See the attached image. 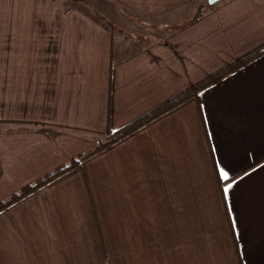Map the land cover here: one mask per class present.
Instances as JSON below:
<instances>
[{
  "label": "crops",
  "instance_id": "0c3cea01",
  "mask_svg": "<svg viewBox=\"0 0 264 264\" xmlns=\"http://www.w3.org/2000/svg\"><path fill=\"white\" fill-rule=\"evenodd\" d=\"M88 3L0 0V201L264 43V0ZM200 104L1 212L0 264H264V56Z\"/></svg>",
  "mask_w": 264,
  "mask_h": 264
},
{
  "label": "trees",
  "instance_id": "16d2710c",
  "mask_svg": "<svg viewBox=\"0 0 264 264\" xmlns=\"http://www.w3.org/2000/svg\"><path fill=\"white\" fill-rule=\"evenodd\" d=\"M199 14L200 11L198 15ZM262 56H264V43L257 46L253 50L245 53L244 55L236 58L232 62L228 63L227 65L217 70L216 72L207 76L205 79L193 84L189 88L185 89L184 91L180 92L174 97L158 105L157 107L146 113L145 115L134 120L133 122L125 125L124 127L114 132L108 133L106 135V139L105 140L100 139L95 145V147L91 149L89 152L81 154L71 159L70 162L64 163L56 167L55 169L41 176L34 182L24 186L19 192H16L13 195H11L9 199L0 201V213L7 210L11 206L21 202L28 196L34 194L35 192L44 188L51 182L57 180L58 178L64 176L65 174L69 173L70 171L76 168L82 169L85 179L86 181H88L87 174L84 168L85 162L95 157L96 155L100 154L101 152L113 147L118 142L131 136L132 134L136 133L144 126L155 121L159 117L167 114L171 110L181 106L182 104H184L185 102L191 99L197 100L200 111L202 112V106L200 104V95L204 90L209 89L210 87L221 83L227 77L245 68L246 66L255 62Z\"/></svg>",
  "mask_w": 264,
  "mask_h": 264
},
{
  "label": "rangeland",
  "instance_id": "374dc122",
  "mask_svg": "<svg viewBox=\"0 0 264 264\" xmlns=\"http://www.w3.org/2000/svg\"><path fill=\"white\" fill-rule=\"evenodd\" d=\"M89 3L87 5L83 4L84 7L90 11L93 16H95L98 20L102 21L103 23H105V25L109 26V27H113V20H111L110 17H108V14H105L104 9H100L101 7H98L97 5L99 4H103L104 0H97L95 1V6L93 7V0H87ZM106 136L102 138V140H105Z\"/></svg>",
  "mask_w": 264,
  "mask_h": 264
},
{
  "label": "snow or ice",
  "instance_id": "6c2138e0",
  "mask_svg": "<svg viewBox=\"0 0 264 264\" xmlns=\"http://www.w3.org/2000/svg\"><path fill=\"white\" fill-rule=\"evenodd\" d=\"M220 175H221V179H223V180H225V181H227L228 179H229V175H228V173L226 172V171H221V173H220ZM232 187V185L231 184H229L226 188H225V193H227L228 192V190H229V188H231Z\"/></svg>",
  "mask_w": 264,
  "mask_h": 264
},
{
  "label": "water",
  "instance_id": "95a60500",
  "mask_svg": "<svg viewBox=\"0 0 264 264\" xmlns=\"http://www.w3.org/2000/svg\"><path fill=\"white\" fill-rule=\"evenodd\" d=\"M222 1H224V0H208V4H209L210 6H214V5H216L217 3H220V2H222Z\"/></svg>",
  "mask_w": 264,
  "mask_h": 264
}]
</instances>
